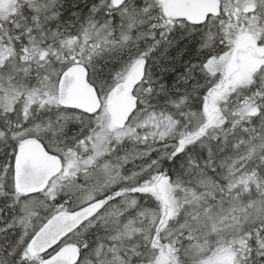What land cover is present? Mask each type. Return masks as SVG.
<instances>
[{
  "label": "snow or ice",
  "instance_id": "snow-or-ice-1",
  "mask_svg": "<svg viewBox=\"0 0 264 264\" xmlns=\"http://www.w3.org/2000/svg\"><path fill=\"white\" fill-rule=\"evenodd\" d=\"M0 264H264V0H0Z\"/></svg>",
  "mask_w": 264,
  "mask_h": 264
}]
</instances>
